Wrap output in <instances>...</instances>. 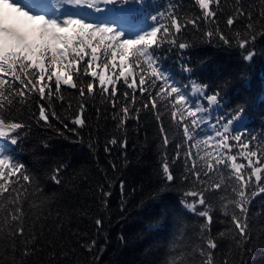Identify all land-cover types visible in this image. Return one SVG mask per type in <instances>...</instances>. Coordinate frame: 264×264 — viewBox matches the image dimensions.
Segmentation results:
<instances>
[{
  "label": "snow or ice",
  "instance_id": "snow-or-ice-1",
  "mask_svg": "<svg viewBox=\"0 0 264 264\" xmlns=\"http://www.w3.org/2000/svg\"><path fill=\"white\" fill-rule=\"evenodd\" d=\"M143 0H51L61 8L67 4L72 11L46 12L48 0H0L17 14L13 19L0 15V264H27V258L35 255L37 236L26 234L24 204L29 189L40 195L37 178L22 164L15 163L6 154L3 141L11 145L19 143L21 132L29 126L12 113L17 105L27 106L30 100L39 99L36 122L52 127L51 119L66 121L70 118L73 131L85 126L84 103L77 105L79 111L71 117L61 116L55 105L63 106L65 88L75 89L83 101L99 95L114 110L112 119L118 129L125 128L129 120L141 118V113L152 115L159 124L161 147L159 175L164 189L180 180L184 188L182 207L200 218L195 236L198 243L186 245L168 264H218L215 249L217 237L211 234L213 206L209 196L220 195L221 211L230 216V233L243 242L249 236L247 219L251 198L264 193V148L253 147L255 137L245 142L242 133L233 132L234 121L240 112L231 118H220L214 123L207 117L209 107L218 103L219 93L207 94L206 86L191 82L192 96L170 83L157 66L156 51L164 44L183 50L190 45L179 37L188 26L199 29L204 22L216 20L222 0H194L198 9L196 16H181L171 2L167 10L151 17L150 30L130 32L135 26L131 16L120 19H100L95 14L111 13L120 6L125 12L132 4ZM38 8L39 10H34ZM234 12L228 15L226 27L231 32L237 23L242 25L231 37L217 27L202 33L207 38L216 37L224 45L241 49L242 58L250 60L251 49L258 36H264V0L257 15L244 8L242 0H235ZM166 20L167 23H161ZM183 71L191 73L190 67ZM87 78V79H85ZM124 91L121 92V87ZM151 89V90H150ZM130 90V91H129ZM143 103L137 100V95ZM203 98V100L200 99ZM206 101L209 107H205ZM140 106L137 107V104ZM71 113V106L66 110ZM168 116L177 129L182 128V142L177 144L174 156H169L167 146L171 143L169 129L164 126ZM211 124L213 134L197 138L196 130ZM67 127V123L64 125ZM62 134V133H60ZM127 147L126 139L108 141ZM234 144L238 153L234 154ZM105 151H111L106 146ZM181 165V177L174 167ZM66 167V166H63ZM57 166L49 179L57 185L63 183ZM218 176L219 179H213ZM123 187V185H121ZM231 194H228V189ZM107 196L110 193H103ZM44 201L32 207L42 209ZM237 209L239 211H237ZM97 226L103 221L97 219ZM178 229L184 236L187 224L180 218ZM229 233H220L224 237ZM94 246L90 245V249ZM173 251H176L173 246ZM19 252V258H17ZM228 264V261H223Z\"/></svg>",
  "mask_w": 264,
  "mask_h": 264
},
{
  "label": "trees",
  "instance_id": "trees-1",
  "mask_svg": "<svg viewBox=\"0 0 264 264\" xmlns=\"http://www.w3.org/2000/svg\"><path fill=\"white\" fill-rule=\"evenodd\" d=\"M171 2L181 16L194 17L198 13L194 0ZM234 3L235 0H222L215 21L204 22L199 29L188 26L179 37L190 45L188 48L181 50L164 44L156 51L157 66L170 77V83L189 96L193 95L192 81L206 86L209 95L219 93L216 105L209 107L204 101L205 107H209L207 117L212 123L222 117L225 118L222 122H226L240 112L243 123L233 132L242 133L245 142L255 137L253 147L259 150L264 148V36L257 37L248 49L254 52L253 57L245 61L242 51L246 54L247 50L239 49L235 43L226 46L215 36L207 38L202 34L219 27L231 37L236 29L242 30L240 23L231 32L225 24L227 16L235 10ZM242 3L254 16L262 6V0H242ZM169 4L170 0H143L142 4L129 5L132 9L125 15L131 16L135 26L130 32L150 30L151 17L167 10ZM95 15L100 19L125 16L119 5L114 12ZM184 67H190L191 73L183 71ZM63 94V106L57 102L55 111L71 117L83 102V128L73 131L70 118L63 122L51 119L52 127L44 126L43 122L37 124L36 98L13 110L12 114L29 126L21 132L19 143L2 144L6 154L36 177L40 186V195L29 189L24 204L26 234L37 236L35 255L27 258V264H168L186 245L198 243L194 234L198 226L194 225L200 218L183 209L184 188L180 180L167 189L161 182L159 162L164 149L154 117L142 112L139 121L129 120L125 128L118 129L112 119L114 110L99 95L86 96L81 101L75 89L65 88ZM137 100L143 103L139 94ZM69 106L71 113L66 111ZM164 126L169 129L171 141L167 152L174 156L177 144L182 142V128L177 129L168 116L164 117ZM196 134L198 139L214 135L211 124L197 129ZM112 138L121 143L126 139L127 147L109 144ZM106 146L111 151L106 152ZM238 151L234 144V154ZM57 166L63 168L60 185L49 179ZM182 171L181 165L174 167L181 179ZM220 195L223 193L209 196L214 216L211 234L217 237L218 247L214 251L218 264L225 260L228 264H264V193L251 198L248 204L249 236L243 242L230 233V216L221 211ZM41 201H44L42 209L32 207ZM180 218L187 224L183 237L178 231ZM97 219L103 221L101 226L96 225ZM220 233L229 234L221 237Z\"/></svg>",
  "mask_w": 264,
  "mask_h": 264
},
{
  "label": "rangeland",
  "instance_id": "rangeland-1",
  "mask_svg": "<svg viewBox=\"0 0 264 264\" xmlns=\"http://www.w3.org/2000/svg\"><path fill=\"white\" fill-rule=\"evenodd\" d=\"M48 3L50 5V7L44 8V10L46 12L51 13L53 11H56V12L72 11L71 6H69L67 4L63 5V7L61 8L59 5L52 4L51 0H48ZM131 9H132V7H130V8L128 7V10L125 12H122V14L125 15V14L129 13L131 11ZM34 10H39V9L34 7ZM0 15H8V16H11L13 19L17 18V14L15 12H13L12 10L7 9L6 6H0ZM120 17H121V15L120 16L116 15L117 19H120ZM242 123H243V118H240L238 121H234L233 130L239 128Z\"/></svg>",
  "mask_w": 264,
  "mask_h": 264
}]
</instances>
